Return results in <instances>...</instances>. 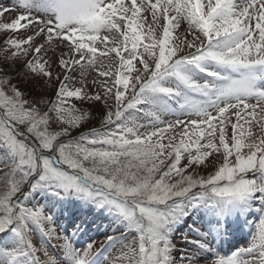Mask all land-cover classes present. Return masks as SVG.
<instances>
[{
    "label": "snow or ice",
    "instance_id": "obj_1",
    "mask_svg": "<svg viewBox=\"0 0 264 264\" xmlns=\"http://www.w3.org/2000/svg\"><path fill=\"white\" fill-rule=\"evenodd\" d=\"M9 12L0 264H264V0H0ZM88 105L101 127L79 132Z\"/></svg>",
    "mask_w": 264,
    "mask_h": 264
},
{
    "label": "rangeland",
    "instance_id": "obj_2",
    "mask_svg": "<svg viewBox=\"0 0 264 264\" xmlns=\"http://www.w3.org/2000/svg\"><path fill=\"white\" fill-rule=\"evenodd\" d=\"M5 3L6 4H10L11 0H5ZM16 16H17L16 12L6 13L3 16V18L0 19V22H9L11 19H14ZM148 19H149V21H151V17H149ZM22 23H25V22L22 21ZM186 27H187V25L182 23L180 28L178 29L177 35L183 36L184 33H185ZM11 34L12 33L9 32L7 35H11ZM29 34H31L30 30H26V29H20L19 30V36L20 37H26ZM3 38H4V34H0V42H2ZM84 108H85V111L91 110L92 115L90 116L88 121L84 122L82 127L79 129V132L86 131V130H89L91 128H99V127H101V114L96 112L94 109H92V106H90V105L84 106ZM233 122H234V118H233ZM73 134L76 135L78 133L75 132ZM106 223H107V221H105V224ZM92 236H93V239L95 240L94 251L101 250L102 247L105 245L104 229L101 228L99 233L93 232ZM33 239L37 243V246H38L39 245V234H34ZM57 243H58L57 241L52 240L50 242L49 250L51 251L52 250L51 246H54ZM235 243L240 244L241 246H247L246 240H245V238L243 236H238L236 238ZM179 246L183 247V245H179ZM109 251L114 253L115 250L114 249H109ZM105 255H107V253H105ZM174 255L179 256V253H175Z\"/></svg>",
    "mask_w": 264,
    "mask_h": 264
},
{
    "label": "trees",
    "instance_id": "obj_3",
    "mask_svg": "<svg viewBox=\"0 0 264 264\" xmlns=\"http://www.w3.org/2000/svg\"><path fill=\"white\" fill-rule=\"evenodd\" d=\"M90 130V129H89ZM88 130H86V131H82V132H87ZM75 133V132H74Z\"/></svg>",
    "mask_w": 264,
    "mask_h": 264
}]
</instances>
